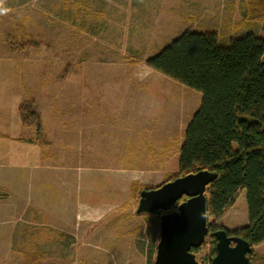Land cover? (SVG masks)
I'll return each instance as SVG.
<instances>
[{"label": "rangeland", "instance_id": "obj_1", "mask_svg": "<svg viewBox=\"0 0 264 264\" xmlns=\"http://www.w3.org/2000/svg\"><path fill=\"white\" fill-rule=\"evenodd\" d=\"M199 1L0 0V264L25 253L41 264H154L160 220L137 214L140 188L177 172L201 94L146 62L185 32L219 33L227 46L242 31L223 28L237 0L231 15L216 12L222 24ZM29 99L41 116L36 143L18 140L36 138L19 112ZM35 206L47 223L29 216ZM248 222L244 191L209 220L230 232ZM214 245L210 233L200 264ZM253 252L264 256V243Z\"/></svg>", "mask_w": 264, "mask_h": 264}, {"label": "trees", "instance_id": "obj_2", "mask_svg": "<svg viewBox=\"0 0 264 264\" xmlns=\"http://www.w3.org/2000/svg\"><path fill=\"white\" fill-rule=\"evenodd\" d=\"M248 14L249 19H264V0H250ZM146 65L201 94L199 108L184 132L178 170L162 184L201 170L216 173L207 188L213 244H217L213 233L225 228L209 220L223 217L241 191L246 194L249 222L228 231L229 235L245 239L252 247L264 243V37L248 33L231 38L226 46L215 32L189 31L150 57ZM19 112L26 126H35L36 138L18 140L36 143L43 129L34 102H24ZM0 137L7 138L1 133ZM184 200L170 212L177 211ZM164 213L144 215L160 220ZM213 251L216 254L215 247ZM41 259L37 253H25L19 264H41ZM249 259L251 264H264V256L254 252Z\"/></svg>", "mask_w": 264, "mask_h": 264}, {"label": "water", "instance_id": "obj_3", "mask_svg": "<svg viewBox=\"0 0 264 264\" xmlns=\"http://www.w3.org/2000/svg\"><path fill=\"white\" fill-rule=\"evenodd\" d=\"M217 174L198 171L140 194L137 214H155L160 218V239L154 264H200L196 251L209 235L207 216V188ZM183 198L177 211L170 212ZM216 238V256L212 264H251L249 255L254 247L239 236H231L227 229L213 233Z\"/></svg>", "mask_w": 264, "mask_h": 264}, {"label": "crops", "instance_id": "obj_4", "mask_svg": "<svg viewBox=\"0 0 264 264\" xmlns=\"http://www.w3.org/2000/svg\"><path fill=\"white\" fill-rule=\"evenodd\" d=\"M233 1H235V0H204V1H202V3L204 4V6H203V8H202V10L204 11V12H207L208 14H207V16L209 17V20H212V21H217L218 20V22L220 23V24H222L221 23V21H223V20H225L224 18H222L224 15H220L221 16V18H218L217 16H216V12L219 14H223V13H228V12H230V14L229 15H231V13H233V12H235L234 11V9L235 8H233L232 7V5H235V3H233ZM238 2V4L237 5H239V7H240V9H239V13H238V18H237V20L236 21H234L235 23H232V19H233V17L232 16H230V23H228V24H225L224 26H223V28H224V30H225V28H226V26H227V30L226 31H230V29L233 27V29L235 30V31H237V30H239V29H242V31H240L239 33H237V34H232V33H230V34H228L229 35V37L230 38H234V37H238V36H243V35H245V34H248V33H253V34H255V35H257V36H260V37H264V23H263V20L264 19H249V14H248V4H249V1L250 0H237ZM198 4H200L201 3V1H199L198 0V2H197ZM205 6H207L206 8H205ZM233 8V9H232ZM206 10V11H205ZM202 11V12H203ZM216 17H217V19H216ZM191 19H194V20H196V18H195V16L193 17V14H191ZM198 19V18H197ZM232 24H234V26H232ZM220 27V26H219ZM237 29V30H236ZM219 30V29H218ZM219 34V33H218ZM42 157H43V154H42ZM43 159H44V157H43ZM37 198H39L38 196H37V194L35 195ZM62 196V195H61ZM39 209L41 208L40 206H37ZM37 207L35 206L34 208L36 209H34V208H31L32 210H30V215L29 216H31V215H33L34 213L35 214H40L41 212H40V210H38L37 209ZM64 210H62L61 212H63ZM21 212H27V211H21ZM48 215H46L45 214V211H43L42 213H41V216H39V218H40V221H46V223H47V216H51V214H49V213H47ZM21 218H23L22 217V215L21 216H17V219H19V220H21ZM33 218H35L34 216H32L31 217V219H33ZM62 218V217H61ZM40 226H44V224H42V225H40ZM68 225H66V226H63V227H67ZM73 227H75V226H73ZM70 228V227H69ZM62 237H64V234H63V232H62ZM22 240H24L23 238H21ZM21 243H23L22 241H21ZM62 244L64 245V243L62 242ZM57 245V244H56ZM60 245V244H59ZM61 247L59 248V247H57V248H59V249H57L58 251L56 252L57 254H62L63 252H64V246H62V245H60ZM55 249V248H54ZM41 253H43V252H41ZM44 254V253H43ZM63 259V257H58V259ZM53 259H56V258H53Z\"/></svg>", "mask_w": 264, "mask_h": 264}, {"label": "built area", "instance_id": "obj_5", "mask_svg": "<svg viewBox=\"0 0 264 264\" xmlns=\"http://www.w3.org/2000/svg\"><path fill=\"white\" fill-rule=\"evenodd\" d=\"M204 264H212L211 260H209L208 262H205Z\"/></svg>", "mask_w": 264, "mask_h": 264}]
</instances>
